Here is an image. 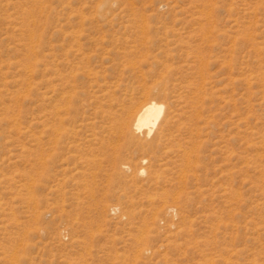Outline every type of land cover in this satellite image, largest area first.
<instances>
[{"label":"rangeland","instance_id":"rangeland-1","mask_svg":"<svg viewBox=\"0 0 264 264\" xmlns=\"http://www.w3.org/2000/svg\"><path fill=\"white\" fill-rule=\"evenodd\" d=\"M0 264H264V0H0Z\"/></svg>","mask_w":264,"mask_h":264},{"label":"bare ground","instance_id":"bare-ground-1","mask_svg":"<svg viewBox=\"0 0 264 264\" xmlns=\"http://www.w3.org/2000/svg\"><path fill=\"white\" fill-rule=\"evenodd\" d=\"M163 111V104L148 103L137 114L135 128L141 130L143 128L150 129L157 123Z\"/></svg>","mask_w":264,"mask_h":264}]
</instances>
